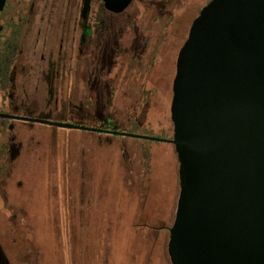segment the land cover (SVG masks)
<instances>
[{
	"label": "rangeland",
	"instance_id": "obj_1",
	"mask_svg": "<svg viewBox=\"0 0 264 264\" xmlns=\"http://www.w3.org/2000/svg\"><path fill=\"white\" fill-rule=\"evenodd\" d=\"M209 1L160 0L158 23L133 3L116 17L123 38L96 40L77 108L39 115L121 134L29 124L18 139L0 120V264H172L180 159L144 137H174L177 56Z\"/></svg>",
	"mask_w": 264,
	"mask_h": 264
},
{
	"label": "water",
	"instance_id": "obj_2",
	"mask_svg": "<svg viewBox=\"0 0 264 264\" xmlns=\"http://www.w3.org/2000/svg\"><path fill=\"white\" fill-rule=\"evenodd\" d=\"M104 1L123 11L133 0ZM171 118L172 139L144 138L180 159L172 264H264V0L202 8L177 56Z\"/></svg>",
	"mask_w": 264,
	"mask_h": 264
},
{
	"label": "flooded vegetation",
	"instance_id": "obj_3",
	"mask_svg": "<svg viewBox=\"0 0 264 264\" xmlns=\"http://www.w3.org/2000/svg\"><path fill=\"white\" fill-rule=\"evenodd\" d=\"M136 1L142 13L152 0H133L123 11L109 9L104 0H3L0 120L21 125L6 129L23 139L21 131L30 129L23 126L45 125L35 121L44 120L40 114L48 110L57 115L62 104L77 108L79 85L90 87L92 82L96 40L104 41L115 33L121 24L116 17H123ZM145 12L153 14L152 22L163 21L155 4ZM130 20L138 23V19ZM125 29L117 31L119 40Z\"/></svg>",
	"mask_w": 264,
	"mask_h": 264
},
{
	"label": "trees",
	"instance_id": "obj_4",
	"mask_svg": "<svg viewBox=\"0 0 264 264\" xmlns=\"http://www.w3.org/2000/svg\"><path fill=\"white\" fill-rule=\"evenodd\" d=\"M153 1V0H152ZM152 1H149L146 5H144L145 7L143 8L144 10L145 9H147V8H149L152 4H155V6H156V9H158V10H160L159 8H157V6L160 4V3H158L160 0H157V1H154V2H152ZM211 1V0H210ZM209 1V2H210ZM208 3V2H207ZM160 12H161V10H160ZM199 14H200V12H199ZM198 14V15H199ZM197 15V16H198ZM2 215H4L3 213H2ZM1 247V246H0ZM169 257H170V255H169ZM170 260H171V258H170ZM2 264H6L5 262H3Z\"/></svg>",
	"mask_w": 264,
	"mask_h": 264
}]
</instances>
